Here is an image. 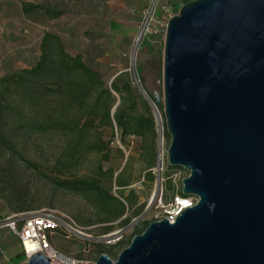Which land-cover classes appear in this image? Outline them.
<instances>
[{"label":"rangeland","instance_id":"1","mask_svg":"<svg viewBox=\"0 0 264 264\" xmlns=\"http://www.w3.org/2000/svg\"><path fill=\"white\" fill-rule=\"evenodd\" d=\"M187 1L0 0V73L25 65L26 60L39 52L41 37L49 31L60 37L68 53L79 54L92 63L111 91L107 101L104 95L95 101L97 97L94 95L88 106L70 108L62 119L64 126L61 130L17 129L15 119L18 117H10L0 129L4 137V141H0V219L22 212L9 207L3 198V187L6 190L13 187L17 192L9 196L11 201L20 195L25 205L32 206L29 210L55 209L74 221L80 232L67 237L66 232L58 231L51 237L52 245L59 252L91 263H95L99 253L105 252L115 260L121 249L113 239L117 236L124 241L131 239L134 228H141L144 221H152L158 211V197L162 195L163 203H167L182 188V179L188 171L168 164L170 137L166 135L163 108L155 105L148 94L162 90L167 18L177 13ZM23 2L44 4L50 12L24 14L21 11ZM56 12L60 14L55 16ZM149 14L154 18L150 32L140 35ZM121 72L127 75L115 79ZM114 79L118 80V85L128 80L134 89L123 103L121 94L111 88ZM49 103V112H52L58 104L55 100ZM120 106L135 116L150 113L154 120V135L145 138L134 134L122 135L113 120L115 110ZM107 107L111 125L103 117ZM89 109L98 112L93 115V112L88 113ZM159 114L163 120V146H160L161 138L155 125ZM82 118L88 121L87 127L81 132L69 131L67 126ZM79 133L82 135L81 146L70 155L69 152L74 150L71 145ZM99 144L104 145L101 152L95 149ZM98 174L112 195L131 200L125 202L124 214L110 223L100 222L105 213L86 193L60 188L53 181ZM109 177L110 181L107 180ZM118 180L127 185L119 186ZM154 191L156 197L151 200ZM17 204L15 202L14 206ZM122 219L128 221L122 223ZM109 224L112 230L105 233L104 228ZM0 233H4L0 238L8 233L15 238L6 228H1ZM2 241L4 239L0 240V247L4 248ZM17 260L13 258L12 263L16 264Z\"/></svg>","mask_w":264,"mask_h":264},{"label":"water","instance_id":"2","mask_svg":"<svg viewBox=\"0 0 264 264\" xmlns=\"http://www.w3.org/2000/svg\"><path fill=\"white\" fill-rule=\"evenodd\" d=\"M167 161L198 201L94 264H264V0H189L166 23ZM19 264H53L36 252Z\"/></svg>","mask_w":264,"mask_h":264},{"label":"trees","instance_id":"3","mask_svg":"<svg viewBox=\"0 0 264 264\" xmlns=\"http://www.w3.org/2000/svg\"><path fill=\"white\" fill-rule=\"evenodd\" d=\"M21 11L24 14L35 13L36 11L50 10L44 4L27 3L21 4ZM60 12L54 13L58 16ZM19 69H7L0 74V129L7 124L11 116L18 118L15 121L18 123L17 129L27 130L35 129L41 132L47 130H61L64 122L62 119L66 112L72 108H84L88 106L91 97L95 95L99 101V97L104 95L107 101L111 97V91L105 86L104 79L101 73L92 65L85 61L81 55H71L68 53L63 45L60 37L52 32L45 31L41 37L39 52L30 60H26ZM126 73H119L115 79H122ZM114 79V80H115ZM118 80L112 83L111 88L121 94V101L128 100L130 94L134 91L130 81L126 80L122 85H118ZM101 88V89H100ZM97 92V90H99ZM98 94H97V93ZM125 94V95H123ZM150 100L155 103L152 93L148 94ZM126 98V99H125ZM57 101L58 106L49 112L50 101ZM65 101V104H63ZM121 103V104H122ZM93 107V105H92ZM89 106V108H92ZM162 109L161 106H158ZM93 115L98 111L89 109L88 113ZM66 117V116H65ZM103 117L110 125V109L106 108ZM14 119V118H12ZM113 120L121 130L122 135L134 134L141 137H152L154 135V120L152 115H138L129 114L125 111L123 106L117 107L113 115ZM88 121L85 118L77 119L69 127V131H83L87 127ZM166 128V127H165ZM166 135L168 136L167 132ZM82 135L79 133L77 139L71 145L72 149L69 154L77 152V148L81 146ZM0 141H4V137L0 131ZM104 148L103 144L95 147L98 152ZM106 157V156H105ZM152 164V160L148 163ZM172 167V166H171ZM150 168V166H149ZM181 168V167H179ZM150 176V180H152ZM111 178L109 177V179ZM54 183L63 189L72 192H84L101 210L105 213L100 222L110 223L119 219L125 212V202L131 201L129 197L119 199L112 195L109 187L104 185L101 175H96L87 178H60L53 179ZM119 186L127 185L122 180H118ZM7 205L17 211L29 210L32 206L25 205L23 197L16 196L13 201L9 197L16 193L15 188L6 190L3 187ZM181 193V189L177 191ZM18 202L14 206V203ZM128 219H122V223L127 222ZM149 221H144L141 228H134L132 237L141 233L148 225ZM112 230L109 224L104 228L105 233ZM54 233L48 235V241L52 244L51 237ZM131 239L124 241L119 238L115 244L122 250L126 247ZM102 253V252H101ZM99 253V255L101 254ZM16 264H19L25 256L20 252L17 257Z\"/></svg>","mask_w":264,"mask_h":264},{"label":"built area","instance_id":"4","mask_svg":"<svg viewBox=\"0 0 264 264\" xmlns=\"http://www.w3.org/2000/svg\"><path fill=\"white\" fill-rule=\"evenodd\" d=\"M172 15H169L167 19ZM153 15L149 14L145 22L142 25L140 35L150 32L151 22L153 21ZM156 129L161 138L160 146H163L164 129L163 120L161 115L155 119ZM198 201V197L193 194H182L176 192L170 198L167 203H163L162 195H160L156 201V208L158 211L152 217V221L166 218L170 223L175 221L177 215H179L185 208L192 207ZM6 228L17 239L21 247V252L25 258L36 252H42L53 264H57L55 256L62 254L48 241V235L57 233L58 231H64L67 237L74 232H80L75 227L74 221L55 209H41L38 211L28 210L18 213H13L0 219V229ZM117 233L110 235L115 236ZM120 236H117L115 240H118ZM71 262L69 264H94L82 259L69 257Z\"/></svg>","mask_w":264,"mask_h":264},{"label":"crops","instance_id":"5","mask_svg":"<svg viewBox=\"0 0 264 264\" xmlns=\"http://www.w3.org/2000/svg\"><path fill=\"white\" fill-rule=\"evenodd\" d=\"M0 59H1V56H0ZM4 71L5 70H3V72ZM0 234L2 235L4 233H0ZM15 238H12V235L10 233L0 238V240L4 239V241H2L3 244H1V246L4 248L0 247V264H13L12 259L17 257V255L21 252L20 244L17 238L16 239Z\"/></svg>","mask_w":264,"mask_h":264},{"label":"bare ground","instance_id":"6","mask_svg":"<svg viewBox=\"0 0 264 264\" xmlns=\"http://www.w3.org/2000/svg\"><path fill=\"white\" fill-rule=\"evenodd\" d=\"M161 141V140H160ZM163 149V148H162ZM160 158V157H159ZM156 194V191H154L152 194H151V197L150 199L152 200L154 198ZM156 197V196H155ZM151 202V201H150ZM79 235V234H78ZM55 261L57 264H69L71 262V259L68 258V256L64 255V254H57L55 256Z\"/></svg>","mask_w":264,"mask_h":264}]
</instances>
